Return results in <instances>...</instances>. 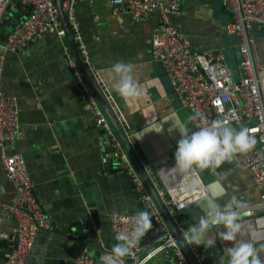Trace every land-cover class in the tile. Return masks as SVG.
I'll return each mask as SVG.
<instances>
[{"label":"crops","instance_id":"crops-1","mask_svg":"<svg viewBox=\"0 0 264 264\" xmlns=\"http://www.w3.org/2000/svg\"><path fill=\"white\" fill-rule=\"evenodd\" d=\"M76 13L91 62L101 71L105 85L134 130L140 154L153 169L157 166L161 172L172 170L177 141L181 138L173 119L189 131L194 129L190 113L176 98L168 76L152 60V33L161 24L158 13H151L144 22L133 24L128 15L109 9L102 1L78 3ZM227 16L230 17L225 6L214 0H193L183 3L181 13L174 16L172 22L188 37L194 51L220 52L238 80L240 56L235 47L238 38L227 33ZM11 29V24L5 28L7 33ZM255 38L264 62V33L256 31ZM65 43L69 46L67 38ZM118 63L132 65V76L143 89L146 99L126 104L117 94L118 75L114 67ZM2 84L4 91L17 99L20 109V132L8 145L7 151L20 154L25 160L36 198L54 228V232L37 234L26 263L74 264L84 247L93 249V246L95 250L92 253L96 258L102 252H109L116 242L110 215L135 216L146 208L136 196L130 179L119 168L116 158L109 154L108 149L105 150L106 145L99 143L101 132L95 127L79 94L63 45L56 34H45L20 54H8ZM152 127L156 128L149 129ZM142 145L148 146L154 162L150 163L146 158ZM230 168L225 163L216 173L209 170L215 181L220 183L212 184L214 195L208 197V203L203 200L207 189L196 171L191 174L194 186L190 190H185L187 179L173 171L176 175L175 181L171 177L174 196L183 202L201 201L181 211L188 224L205 214V205H210L214 197H219L217 203L221 207L233 197L236 201H249L251 204L259 201L260 193L250 174ZM15 196L14 186L6 180L0 164L2 253L7 252L14 239L15 222L1 206L12 203ZM79 225H88V228ZM89 229L94 242L86 240ZM70 230L73 234H69ZM222 230L214 228L212 232ZM237 239L247 241L244 233H240ZM230 246V242L217 235L213 247L202 246V249L210 262L209 255L217 247L227 264L226 249ZM142 247L141 259L151 252L150 248ZM257 249L264 262V249ZM125 264L133 263L126 259ZM147 264L175 263L172 255L164 250Z\"/></svg>","mask_w":264,"mask_h":264},{"label":"built area","instance_id":"built-area-1","mask_svg":"<svg viewBox=\"0 0 264 264\" xmlns=\"http://www.w3.org/2000/svg\"><path fill=\"white\" fill-rule=\"evenodd\" d=\"M96 1H102L114 11H122L129 16L133 24H140L151 13H158L161 24L152 33V60L159 64L168 76L174 94L182 107L189 109L194 130L207 126L214 119H223L229 127L235 129L243 126L246 121L250 123L247 128L252 130L251 134L256 139L255 146L247 153L237 154L233 160L242 170L250 174L254 186L260 193L257 203L238 202L246 205L245 210L251 213L249 217L240 220L241 233H244L247 240H253L257 248L261 249V245H264V167L262 165L264 162V62L257 47L255 32L264 33V0H224L223 3L231 17L225 29L228 34L238 38L235 46L241 59L238 80H235L234 72L226 65L224 56L220 52L194 51L188 37L172 22V18L181 13L183 3L193 0H60L82 64L109 107L130 148L139 159L145 175L177 229L176 235L171 232L161 215L121 139L86 83L70 46L65 43L66 33L54 0H0V29L2 22L6 20L4 18L9 16V10L16 3H20L23 7H31L29 15L26 17L23 14L19 22L12 25L4 41L0 42V164L4 169L6 180L14 186L16 195L12 203L2 205L1 209L15 222L13 238L17 241L16 247L10 252L4 264H27L26 258L34 247L37 234L41 231L54 232L52 224L46 218L36 198L25 160L20 154L7 151L8 145L20 132V109L17 99L12 94L6 93L2 84L7 55L20 54L49 32L55 33L63 45V53L79 94L86 103L95 127L101 132L99 143L102 146L106 145L105 150L108 149L109 154L116 158L119 168L132 182L136 196L148 210L153 222L151 229L157 228L162 235L154 250L147 253L143 259L140 258L143 250L140 242L132 256L124 258L122 264H125L126 259L131 260L133 264H147L164 250L171 253L175 264H189L179 243L180 241L185 243L182 232L190 225L182 217L181 211L192 203L183 202L178 196H174L175 187L172 188L171 183L175 181L176 175L172 170L156 171L140 154L134 130L105 85L101 71L91 62L81 33L76 6L78 3ZM197 113L202 114L203 119L196 116ZM172 176L174 181H171ZM133 217L128 214L112 213L110 224L114 235L120 231H128L133 224ZM185 245L196 264H209L202 246H191L186 243ZM106 253L108 252H102L96 258L92 249L84 247L74 264H98Z\"/></svg>","mask_w":264,"mask_h":264},{"label":"clouds","instance_id":"clouds-1","mask_svg":"<svg viewBox=\"0 0 264 264\" xmlns=\"http://www.w3.org/2000/svg\"><path fill=\"white\" fill-rule=\"evenodd\" d=\"M118 75L116 86L117 94L126 104L141 102L146 99L143 89L136 83L132 76V65L118 63L114 67ZM196 116L203 119L202 114ZM195 119V117H194ZM174 126L179 129L181 138L177 141L174 154L175 171L187 179L185 190L194 186L191 174L196 170H216L221 165L230 162L237 154L251 151L256 143L252 130L241 127L236 130L229 127L223 119H214L207 126L198 130L189 131L175 119ZM152 127L149 129H153ZM217 183H220L218 180ZM219 197H214L210 205H205V214L198 217L196 221L188 225L182 232L183 240L191 246H214L215 238L230 242L231 246L226 249L227 264H264L259 257V250L254 246V241L238 240L242 225V216L247 215L246 205L238 202L235 198L221 207L217 203ZM152 223L146 211H138L133 217V224L128 231H120L115 234V243L110 251L101 257V264H122L126 257L133 254L136 246L151 229ZM214 228H222L218 233L212 232ZM264 249V245H261Z\"/></svg>","mask_w":264,"mask_h":264},{"label":"water","instance_id":"water-1","mask_svg":"<svg viewBox=\"0 0 264 264\" xmlns=\"http://www.w3.org/2000/svg\"><path fill=\"white\" fill-rule=\"evenodd\" d=\"M215 2H217L218 4L220 5H223L224 3V0H214ZM54 4L57 8V11H58V14H59V17H60V20H61V23H62V26H63V29L66 33V38L68 40V44L71 48V51L74 55V58L81 70V72L83 73V76L86 80V83L88 84L89 88L91 89L92 93L94 94V96L96 97V99L99 101L101 107L103 108L106 116L108 117L110 123L112 124L114 130L116 131L117 135L119 136V138L121 139L131 161L133 162L134 166L136 167L137 169V172L139 173L146 189L148 190V192L150 193V195L152 196V198L154 199V201L156 202L159 210H160V213L161 215L163 216V218L165 219L166 223L168 224V227L170 228L171 232L173 234H177V229L175 227V225L173 224L169 214L167 213L164 205L162 204L161 200L159 199V197L157 196L155 190L153 189L150 181L148 180L147 176L145 175V172L139 162V159L136 157V155L134 154L133 150L130 148L125 136L123 135V132L121 131V129L119 128L117 122L115 121L113 115L111 114L110 110H109V107L107 106V104L105 103V101L102 99V97L100 96L98 90L96 89L95 85L93 84L92 80H91V77L90 75L88 74L86 68L84 67V65L82 64V61H81V58L79 56V53L77 51V47L74 43V40H73V35L67 25V22H66V18H65V15L62 11V7H61V2L60 0H54ZM12 12V14L10 15V19H6L2 22V27L0 29V42H3L6 35H7V31L5 30V28L7 27V25H13V24H16L19 22V20L22 18V15L24 14V16H28L30 11H31V7L30 6H27V7H23L20 3H16L13 7H11V9L9 10ZM228 12V11H227ZM233 37H236L235 35H231ZM237 38V37H236ZM237 44V43H236ZM239 53V51H238ZM240 56V54H239ZM240 62H241V59H240ZM240 62H239V67H240ZM235 80H237L235 78ZM187 112L190 113L189 109H186ZM250 125V123L248 121L244 122L243 123V126H239L236 128V130H239V128L241 127H248ZM235 129V128H234ZM144 146V147H143ZM142 149L146 155V158L149 159V162L152 163L154 162V159L152 158V156L149 154V150H148V146L146 145H142ZM151 157V159H150ZM229 165H230V169H233V171H240L241 170V167L234 161H230V162H227ZM263 167H264V162H263ZM154 170H158V167L157 166H154ZM197 174L199 175L200 179L203 181V185L206 187L207 189V193L205 195H203V200H205V202H209V198L208 197H213L214 193V189L215 187L212 185V184H215L217 181H215V178L214 176L209 172L208 169H205V170H196ZM211 182V183H210ZM227 198L230 197V194L227 193ZM200 199H198V201H195L194 203H192L191 205H196L197 203L201 202L199 201ZM145 211L148 213V210L145 209ZM251 215V213H247V215H244L242 216L241 219L243 218H246V217H249ZM151 223L153 225V222L151 220ZM80 227H83V228H88V225H79ZM69 234H73L72 230L68 231ZM75 236H77V233H75ZM86 240L88 241L91 240L93 241L94 240V237L92 236V230L89 229V232L86 234ZM162 238V235L160 234L159 230L157 228H154V229H150L144 236V238L141 240V245L142 246H145V248H150V251H153L155 246L157 245V243L160 241V239ZM79 240V239H78ZM86 241V242H87ZM95 241V240H94ZM93 241V242H94ZM90 242V241H89ZM150 243L149 245H147V243ZM16 244H17V241H16V238L13 239V241L11 243H9V247H8V250L6 253H2L0 252V264H4L5 261H7L8 257H9V254L10 252L16 247ZM180 247L182 248L189 264H196V262L194 261L192 255L190 254L187 246L185 245V243L183 241H180ZM91 248H93L95 250V248L92 246ZM92 249V250H93ZM213 253L212 255H209V264H225L224 260L222 259V256L221 254L219 253V249L217 247L213 248L212 249ZM169 252V251H168ZM170 253V252H169ZM171 255V253H170ZM207 256V254H206Z\"/></svg>","mask_w":264,"mask_h":264},{"label":"rangeland","instance_id":"rangeland-1","mask_svg":"<svg viewBox=\"0 0 264 264\" xmlns=\"http://www.w3.org/2000/svg\"><path fill=\"white\" fill-rule=\"evenodd\" d=\"M12 14V12L11 11H9L8 12V15H11ZM10 17V16H9ZM6 18H7V16H6ZM6 18H4V19H6ZM227 18H228V22H230V17L229 16H227Z\"/></svg>","mask_w":264,"mask_h":264}]
</instances>
